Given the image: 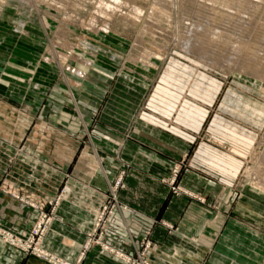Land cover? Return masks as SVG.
<instances>
[{
  "label": "rangeland",
  "instance_id": "rangeland-1",
  "mask_svg": "<svg viewBox=\"0 0 264 264\" xmlns=\"http://www.w3.org/2000/svg\"><path fill=\"white\" fill-rule=\"evenodd\" d=\"M189 35L199 43L202 54L184 47L183 41ZM263 41L264 0H0L2 69L10 68L13 60L21 67L32 63L49 66L50 77L61 82V97L72 103L89 80L88 70L94 64L120 77L118 96L135 102L136 97L143 98V118L157 130L176 134L179 142L188 143H175L179 148L172 153L175 160L157 175L166 184L168 194L204 199L207 195L195 175L203 171L210 180L208 196L212 200L227 196L236 203L234 212L229 207L225 228L241 233H227L215 244L228 246L231 253L233 245L241 246L243 251L253 245L264 247V185L247 174L264 153ZM202 55L210 62L201 60ZM3 70L0 82L9 90L6 95L10 90L16 93L18 150H23L25 132L31 133L30 127L26 129L29 119L37 109L27 107L25 102L28 84L10 80ZM226 99L232 101V106L224 105ZM236 109H242L241 116ZM254 112L260 115L253 127L254 141L249 150H241L240 158L235 156L241 160L240 168L230 179L232 189L225 194L213 184L228 179L223 154L235 151L228 150L229 146L220 140L218 127L224 121L229 127L239 124L245 131L254 120L250 119V114L255 117ZM226 132L233 134L232 129ZM84 143L88 144L87 140ZM202 143L214 149L210 150L208 164L201 162V150H197ZM126 172V168L121 169L115 175L105 202L93 214L75 260L41 247L52 208L40 210L28 230L0 226L1 240L47 264H85V259L101 251L115 254L126 264H153L149 252L157 250L159 244L150 237L149 228L143 231L139 253L134 255L118 253L106 242L109 218L117 207ZM155 191L147 188L150 194ZM151 219L170 231L174 228L173 222ZM192 241L200 248L196 238ZM207 258L195 252L193 261L205 264ZM258 262L264 264L260 258Z\"/></svg>",
  "mask_w": 264,
  "mask_h": 264
},
{
  "label": "crops",
  "instance_id": "crops-1",
  "mask_svg": "<svg viewBox=\"0 0 264 264\" xmlns=\"http://www.w3.org/2000/svg\"><path fill=\"white\" fill-rule=\"evenodd\" d=\"M2 60L0 52V72L4 68ZM10 63V68L3 71L10 80L28 84L25 102L37 112L29 119L26 129L30 127L31 133L25 132L23 150H18L16 93L10 90L7 96L9 90L0 82V226L28 230L40 210L52 208L41 247L75 260L94 212L105 202L115 175L126 168L128 175L118 191L106 238L118 253H139L143 231L149 228L150 237L159 244L157 250L149 252L153 264H194L195 252L208 257L205 264H259V258L264 261V247L253 245L243 251L241 246L233 245L231 253L228 246H215L221 236L241 232L225 228L229 207L234 212L236 203L227 196L212 200L208 196L210 180L203 171L195 175L207 195L204 199L168 194L166 184L157 175L175 160L172 153L179 150L175 143H188L179 142L176 134L157 130L143 118V98L136 97L135 102L118 96L120 77L115 73L94 64L88 70L87 86L82 85L72 103L61 97V82L53 81L49 66L32 63L21 67L17 60ZM231 103L226 99L224 105L230 107ZM74 105L76 109L72 110ZM236 111L239 116V111L243 113L242 109ZM258 115L250 114L254 120L245 131L239 124L229 127L224 121L218 127L220 140L229 146L228 150L235 151L223 154L228 179L213 184L225 194L232 189L230 179L240 168L241 160L235 156L240 158L241 150L252 146ZM228 129L233 134H227ZM85 140L88 144L83 145ZM197 150H201V162L208 164L210 150L214 149L202 143ZM147 188L156 191L150 194ZM151 217L173 222V230L155 223ZM84 263L126 264L115 254L102 251L93 253ZM0 264L47 263L22 254L0 238Z\"/></svg>",
  "mask_w": 264,
  "mask_h": 264
},
{
  "label": "bare ground",
  "instance_id": "bare-ground-1",
  "mask_svg": "<svg viewBox=\"0 0 264 264\" xmlns=\"http://www.w3.org/2000/svg\"><path fill=\"white\" fill-rule=\"evenodd\" d=\"M116 1V0H115ZM240 3V2H239ZM108 5V4H107ZM111 9V8H110ZM240 10V9H239ZM243 10V9H242ZM252 13V12H251ZM241 18H243L242 16H241ZM245 19V18H244ZM245 28V27H244ZM198 29V28H197ZM207 30V29H206ZM189 31H190V29H189ZM197 31V30H196ZM241 31V30H240ZM193 33V32H192ZM191 33V34H192ZM195 34V33H194ZM197 34H199V33H197ZM197 34H195L196 36H197ZM210 35V34H209ZM240 35V34H239ZM189 37L190 38H186L184 41H183V45H184V47L187 49V48H193L194 49V52H195V54H198V55H200V54H202V48H201V46L199 45V43L197 42V41H193L192 40V35H189ZM240 37V36H239ZM242 37V36H241ZM260 39H263V38H260ZM219 42V41H218ZM264 42V41H263ZM261 44V43H260ZM183 45H182V47H183ZM184 49V48H183ZM185 50V49H184ZM190 52H191V50H190ZM198 55H196V56H198ZM200 58H201V60H203V61H205V62H210L209 60H208V58H204L203 57V55L202 56H200ZM237 58V57H236ZM259 58V57H258ZM233 60V59H232ZM238 60V59H237ZM218 61V60H217ZM222 62H224V61H222ZM227 61H225V63H226ZM220 63V62H219ZM231 63V62H230ZM258 63V62H257ZM232 64V63H231ZM234 64V63H233ZM220 65H223V64H220ZM235 65V64H234ZM234 65H232V66H234ZM228 66H230L229 64H228ZM231 68V67H230ZM260 69V68H259ZM257 160H259V159H257ZM262 165V166H261ZM262 169H264V153L262 154V156H260V160L258 161V163H257V165L254 167H252V168H249L248 169V175L250 176V177H252V178H255V181H257L260 185H264V170H262Z\"/></svg>",
  "mask_w": 264,
  "mask_h": 264
},
{
  "label": "built area",
  "instance_id": "built-area-1",
  "mask_svg": "<svg viewBox=\"0 0 264 264\" xmlns=\"http://www.w3.org/2000/svg\"><path fill=\"white\" fill-rule=\"evenodd\" d=\"M59 262H61V259H60V260H58V263H59ZM64 264H66V263H64Z\"/></svg>",
  "mask_w": 264,
  "mask_h": 264
}]
</instances>
